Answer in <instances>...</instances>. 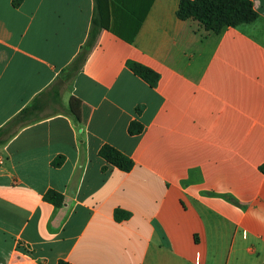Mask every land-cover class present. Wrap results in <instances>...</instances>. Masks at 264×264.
<instances>
[{
  "label": "crops",
  "instance_id": "1",
  "mask_svg": "<svg viewBox=\"0 0 264 264\" xmlns=\"http://www.w3.org/2000/svg\"><path fill=\"white\" fill-rule=\"evenodd\" d=\"M179 1L0 0V264L264 263V0L218 32Z\"/></svg>",
  "mask_w": 264,
  "mask_h": 264
},
{
  "label": "trees",
  "instance_id": "2",
  "mask_svg": "<svg viewBox=\"0 0 264 264\" xmlns=\"http://www.w3.org/2000/svg\"><path fill=\"white\" fill-rule=\"evenodd\" d=\"M95 11H97V13L93 16L88 39L81 52L75 58L73 65L74 63L80 64L85 60L87 53L95 43L98 32L103 27V19L98 7H96ZM176 15L181 20L190 18L197 20L207 31L212 32H218L223 27H234L241 23L251 22L257 16L250 0H180ZM126 65L136 76L144 80L150 86L156 84L157 76L151 69L133 61H128ZM75 101V98H71L69 106L73 114L78 117L79 108ZM27 112L28 108L23 109L13 120L24 121ZM141 131L142 125L138 122L133 121L128 126V133L130 135L139 134ZM98 154L107 163L123 172H128L133 167V161L127 155L110 145H103L99 149ZM58 160L56 164L59 163ZM43 199L57 207L61 206L63 202L62 194L53 190L47 191ZM128 216L129 213L125 211L119 209L114 211V219L116 221L127 219ZM56 264L71 263L59 260Z\"/></svg>",
  "mask_w": 264,
  "mask_h": 264
}]
</instances>
